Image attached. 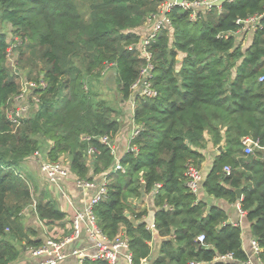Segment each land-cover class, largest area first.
Here are the masks:
<instances>
[{"label":"trees","instance_id":"1","mask_svg":"<svg viewBox=\"0 0 264 264\" xmlns=\"http://www.w3.org/2000/svg\"><path fill=\"white\" fill-rule=\"evenodd\" d=\"M162 3L0 0V264L15 261L22 247L41 245L30 238L34 229L22 223L25 209L34 205L46 225L64 218L45 193L36 194L30 177L21 172L23 162L44 150L48 161L67 158L70 172L81 180L110 171L114 159L98 138L114 139L119 131L117 112L106 100L86 92L84 80L111 65L106 70L114 73L120 99L128 101L147 63L157 95L134 97L138 133L119 160L124 172L107 175L106 194L94 209L98 228L111 242L127 241L131 264L245 261L240 229L225 223L221 209H207L186 187V165L199 167L203 157L197 148L207 134L214 146L223 144V150L214 158L202 188L229 203L237 200L235 190H240V208L251 222L264 264V169L261 155H244L242 144L244 138L264 142V81H259L264 75V0H224L220 10L200 13L195 21H190L189 12L174 7L167 14L172 28L143 46L139 28ZM253 15L260 16V28L251 33L246 48L236 44V37H220L236 32V21ZM5 25L22 40L15 50L18 73L6 61ZM141 47L149 61L141 56ZM20 77L41 79L47 86L35 91L40 104L14 127L5 112L20 90ZM83 134L92 139L81 142ZM88 148L95 154L88 156ZM225 166L231 167L228 176L222 171ZM155 189L153 225L161 240L153 254L148 244L153 235L143 221L147 213L133 211L127 201ZM201 234L204 240L199 243L196 238ZM226 254L233 260H216Z\"/></svg>","mask_w":264,"mask_h":264},{"label":"built area","instance_id":"2","mask_svg":"<svg viewBox=\"0 0 264 264\" xmlns=\"http://www.w3.org/2000/svg\"><path fill=\"white\" fill-rule=\"evenodd\" d=\"M224 1V0H223ZM231 2L233 0H226ZM179 7L184 11L189 12L190 21H195L200 13L211 11L213 8L220 10V4H216L213 0H166L158 8V11L147 20L150 27L148 34L144 37L141 44L144 46L148 41L154 39L160 32L167 31L172 28L171 20L168 17V13L174 8ZM259 15H253L245 20H237L236 24L239 25V29L234 33L221 34L220 37L227 38L228 36L237 37L238 35H246L247 32L254 33L258 28ZM146 23V24H147ZM22 40L20 37L10 35L8 39V46L6 48V61L8 66L15 70L16 68V55L15 50L20 46ZM132 47L129 48L131 50ZM140 54L142 57L149 61V57L145 54L143 47L140 48ZM111 65L105 67L108 68ZM152 66L147 63L145 67L141 68L139 76L132 86L133 91L136 92L134 96H143L147 98L156 97L157 93L152 88L150 81V71ZM15 73H18L15 70ZM20 90L17 95L11 99V104L6 110V118L14 127L18 126L20 121L28 116L33 107L40 104V98L35 93L37 90L46 89V83L39 79L36 81H26L24 77H20ZM259 81H264V75L259 78ZM132 95V94H131ZM133 98V96H132ZM138 133V127L134 131L133 136ZM92 139L89 135H81V142H89ZM99 142L110 148V152L113 153V147L111 141L106 136L98 138ZM243 153L244 155H251L255 150L264 151V142H260L259 139H242ZM93 148H88L87 155L95 154ZM112 155V154H111ZM34 156L38 160V168L43 177L48 183L58 185L69 173V169L66 167L65 162L59 158L56 161L42 160L35 152ZM116 171L124 172V168L119 164L117 159L114 160V164L110 171L107 173L98 175V178H92L90 180L77 179L76 187L80 190L92 189L93 193L84 203L82 210L78 211L71 221V233L63 239H51L45 241L38 247H29V253L32 257L38 259L34 264H62V262L69 256H75L78 258V264H82L84 260L88 261H102L106 264H118L119 258H123L125 264H131V256L128 253V245L125 239H120L116 242H111L105 235L102 234L96 223V215L94 209L102 197L106 194L107 175ZM223 173L228 176L231 172L230 166L223 168ZM186 187L194 195L197 193L200 184L203 181V175L191 162L186 165L184 172ZM159 188V185L156 186ZM82 235H85L91 242L92 252H89L87 248H75L70 251H66L65 247L78 240ZM196 240L201 243L204 240V236L198 235ZM253 255L258 258L260 248L256 241L252 242ZM259 259V258H258ZM216 260H233L231 254L217 257ZM198 264V263H191ZM239 264H251L246 259ZM258 264H263L258 260Z\"/></svg>","mask_w":264,"mask_h":264},{"label":"crops","instance_id":"3","mask_svg":"<svg viewBox=\"0 0 264 264\" xmlns=\"http://www.w3.org/2000/svg\"><path fill=\"white\" fill-rule=\"evenodd\" d=\"M216 4L222 3L223 0H213ZM147 25L139 28V31L142 32ZM8 25H5V31L7 30ZM148 31V30H146ZM6 32L10 34V31ZM241 36V35H240ZM239 37V41L241 43L244 42V37ZM145 35L142 37L144 39ZM251 33L247 32V46L251 41ZM236 44L240 46V43ZM183 55L179 54L178 61L181 60ZM136 94L133 91L131 98L128 101H123L122 99H118L117 106L114 110L117 112V121L119 122V131L111 141V145L113 147L112 157L113 159L120 158L130 150L129 142L134 137L133 133L137 129V126L133 120V101L134 95ZM120 98L119 94H117ZM133 96V98H132ZM251 139V138H247ZM200 147L197 148V152H199L203 160L200 163L198 169L203 175V181L206 175L209 173L214 158L223 150V144L219 146H214L211 140V137L207 134H204L203 139L200 142ZM50 146V145H49ZM261 152L260 160L261 162L264 160V151L259 150ZM37 153V152H36ZM38 156L42 160H47L46 151H44V156L41 153H37ZM90 156V155H89ZM66 167L69 169L68 159L62 157L61 158ZM114 163V161H113ZM22 174L30 177L32 187H35L36 194L40 192L45 193L47 200L50 201L57 210L64 214L63 220L60 222H55L54 224L46 225L42 221H40L37 217V214L34 210V205L31 208H27L22 213V223L24 224L26 229H34V236H30L33 240H39L41 244H43L47 240L51 239H63L67 237L71 233V221L73 216L80 210H82L84 203L93 193L92 189L80 190L76 187V180L78 179L74 174H72L69 170L68 175L64 178L58 185H54L48 183V181L43 177L38 168V160L36 156H31L27 160L23 162ZM92 178H98V175L92 176ZM202 181V183H203ZM202 183L200 184L197 193L195 194L197 201L203 202L206 205V208L209 209L211 207H217L221 209L225 216L227 224L236 226L240 229V239L241 246L245 254L247 255V259L251 262V264H258V258L253 255V247L252 242L255 241L252 231H251V222H249L246 218V213L243 212L240 208V200L242 198V194L240 199H237L235 202L229 203L223 199H217L210 195H208L202 188ZM157 190H153V192L149 195H143L139 198V202L142 204L141 207H135L134 204L136 199L131 198L128 199V203L133 209V211L137 212L138 208H141L140 211H146V216H144L143 221L146 223V227L149 231H151L153 238L152 241L149 242V246L152 248L153 254H156V248L161 240L154 230V212L152 201L154 199V195ZM92 242L85 236L82 235L78 240L69 243L66 247V251H70L75 248H87L89 252H92L90 248ZM29 247H22L21 252L18 258L10 264H34L38 259L32 257L29 253ZM62 264H78V258L75 256L67 257ZM118 264H125L123 258H119ZM141 264H149L148 260H143Z\"/></svg>","mask_w":264,"mask_h":264},{"label":"rangeland","instance_id":"4","mask_svg":"<svg viewBox=\"0 0 264 264\" xmlns=\"http://www.w3.org/2000/svg\"><path fill=\"white\" fill-rule=\"evenodd\" d=\"M163 1H166V0H163ZM147 27L144 28V30L141 32V35H140V40H142V37L144 36L145 34V31L146 30H149V26H148V23L146 24ZM244 35H238L237 36V42L240 43V46L244 49L247 47V34L246 36L244 37V42L241 43V41H239V37L243 38ZM177 58H179V55L177 56ZM113 71L112 70H106V69H103L99 72V75L97 77H87L85 80H84V88L86 90V92H89L91 93V95L93 94L94 95V98L96 100H106V102H108V105L111 106L113 109L117 106V103H118V99H120L118 97V93H117V86H116V83H115V79H114V75H113ZM89 78H92L91 81H88ZM20 80V79H19ZM88 81V82H87ZM96 95V97H95ZM32 114V112H30L29 116ZM117 118V116H116ZM44 149V148H43ZM37 153H41L42 156H44V150L42 151H36ZM253 154H256L258 156L261 155V152L259 150H255L253 152ZM66 159V158H65ZM33 188V187H32ZM35 196V195H34ZM136 204H134L135 207H141V203L139 202L138 199H136L135 201ZM141 208H138L137 211H140Z\"/></svg>","mask_w":264,"mask_h":264},{"label":"water","instance_id":"5","mask_svg":"<svg viewBox=\"0 0 264 264\" xmlns=\"http://www.w3.org/2000/svg\"><path fill=\"white\" fill-rule=\"evenodd\" d=\"M261 163H262V166H263V169H264V160ZM235 193H236L237 199H240V196H241L240 190L239 189H236L235 190Z\"/></svg>","mask_w":264,"mask_h":264}]
</instances>
